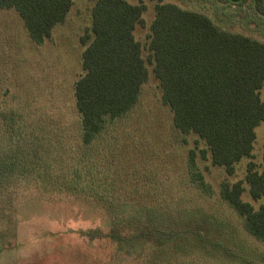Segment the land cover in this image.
I'll list each match as a JSON object with an SVG mask.
<instances>
[{
    "label": "rangeland",
    "instance_id": "rangeland-1",
    "mask_svg": "<svg viewBox=\"0 0 264 264\" xmlns=\"http://www.w3.org/2000/svg\"><path fill=\"white\" fill-rule=\"evenodd\" d=\"M127 1L146 5L142 13L144 26L138 25L133 31L143 45L142 56L146 59L148 50L144 43L154 17V1ZM162 2L203 13L223 29L264 42V17L251 6L232 5L224 0ZM92 4L91 0H72L64 22L55 25L51 36L38 45L30 40L15 10L0 8V155L9 151L18 158L28 154L26 164L36 155L33 161L41 164L53 154V145L65 148L59 156L54 153L51 160L62 157L70 181L86 188L90 185L112 199L123 196L122 200L128 203L144 199L152 213L178 212L180 222L194 223L203 229L196 245L203 250V260L192 264H264V243L248 236L241 218L218 198L219 183L242 179L249 159L235 163L231 176L222 167L212 166L208 158L202 159L199 149L205 148L204 143L173 127L172 113L161 101L151 64L147 63L149 75L135 106L122 118L107 122L92 144L81 145L73 87L82 73L80 53L84 46L79 37L90 26ZM260 97L264 101V87ZM255 132L250 160L258 171L264 172V121ZM37 134L42 143L31 151ZM56 136L66 141L57 142ZM191 148L195 149L197 171L209 184V192H202L189 179L186 160ZM243 186L244 201L255 208L264 204V197L253 200L248 185ZM32 192L34 189L21 190L13 201L0 197V231L7 232L1 242L10 241L8 244L15 246L0 254V264L116 263L110 259L113 244L105 238L88 241L78 233L96 228L106 234L107 208L95 201L47 198ZM141 205L137 204L135 210H141ZM172 220L152 223L158 229L176 232ZM187 233L176 243L182 245L184 253L192 246V237ZM221 246L227 248V255ZM118 257V264L129 262L122 255Z\"/></svg>",
    "mask_w": 264,
    "mask_h": 264
},
{
    "label": "trees",
    "instance_id": "trees-1",
    "mask_svg": "<svg viewBox=\"0 0 264 264\" xmlns=\"http://www.w3.org/2000/svg\"><path fill=\"white\" fill-rule=\"evenodd\" d=\"M91 1L90 26L79 37L84 46L80 53L82 73L73 87L81 145L92 144L107 122L122 118L135 106L149 75L147 63L151 64L161 101L172 113L173 127L204 143L205 148L199 149L202 159L208 158L212 166L222 167L228 176L235 173V163L249 159L242 179L219 183L218 198L241 218L248 236L264 243V204L255 208L242 199L244 183L253 200L264 197V172L258 171L250 160L255 128L264 121V101L260 97L264 87V42L223 29L203 13L152 0L154 17L146 34L144 47L148 54L144 59L143 45L133 31L138 25L144 26L142 13L146 5L127 0ZM224 2L251 6L264 17V0ZM71 6L72 0H0L1 9L17 12L30 40L37 45L51 36L55 25L64 22ZM36 136L31 151L39 149L42 143L40 136ZM60 140L66 141L56 136V141ZM51 149L56 156L67 150L56 145ZM10 152L0 155V197L13 201L21 190L34 189L32 193L41 197H74L103 205L109 218L106 234L96 228L78 233L88 241L105 238L113 244V264L120 262L118 255L128 259L126 264H192L203 260V250L196 246L203 229L194 223L180 222L178 212L152 213L144 199L128 203L122 200L123 196L112 199L90 185H77L64 170L62 157L51 160L53 154L47 155V160L38 164L33 161L35 155L26 164L28 154L18 158ZM195 158V149H189V179L202 192H209V184L197 171ZM137 204H142L141 210H135ZM168 218L173 219L176 232L153 226L152 222ZM3 232L0 231V254L15 247L8 244L10 241L1 242L7 234ZM185 232L192 237V246L184 253L182 245L176 243ZM221 249L227 255V248Z\"/></svg>",
    "mask_w": 264,
    "mask_h": 264
}]
</instances>
